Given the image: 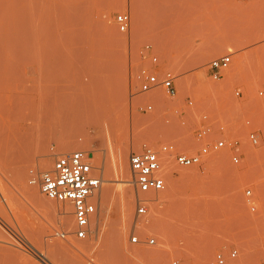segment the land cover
Instances as JSON below:
<instances>
[{
  "label": "rangeland",
  "instance_id": "374dc122",
  "mask_svg": "<svg viewBox=\"0 0 264 264\" xmlns=\"http://www.w3.org/2000/svg\"><path fill=\"white\" fill-rule=\"evenodd\" d=\"M79 7L85 13L92 11L93 19L84 27L93 29L88 31L91 39L74 45L84 49L80 55L68 53L44 71L38 61L39 44L32 39L61 21L55 39L71 44L66 41L74 37L64 32L75 28L68 27L66 19ZM122 13L131 16L126 32L115 22ZM228 54L232 56L230 67L220 80H213L209 63ZM153 55L159 59L157 66L152 63ZM0 58V244L9 249L4 264H64L51 246L54 241L70 248L79 246L67 249L66 254L81 264H198L233 248L241 255L234 264L264 258V144L254 148L246 140V117L257 109L258 92L264 89V0H0ZM18 63L20 70L7 73ZM110 64L121 71L118 78L126 80L124 99L109 115L81 118L84 131L78 140L84 148L70 151L86 152L92 175L102 181L92 234L77 239L73 205L49 199L38 183H30L66 154L61 149L63 132L55 120L32 112V108L42 89L52 88L55 95L67 89L70 93L87 80L88 71ZM155 68L172 74L176 97H170L163 87L140 93L142 71ZM237 90L241 97L236 96ZM150 103L154 111L140 110ZM207 128L212 139L239 141L243 163H232L229 148L189 169L167 155L172 159L167 164L173 178L164 172L165 190L148 195V213L138 216L133 175L130 170L131 183L120 177L119 152L128 150L129 168L130 154L146 147L160 150L165 144H174L197 152L212 140L198 136L199 130ZM47 155L52 165L43 172L39 162ZM19 168L25 174L23 181L19 173L23 182L15 178ZM106 178L111 181L103 182ZM108 187L113 191L109 200L104 199ZM32 189L55 202L56 210L40 207L31 197ZM122 189H127L126 196L133 201L130 218L123 211ZM249 189L252 198L245 195ZM66 211L74 221L71 232H66L62 220ZM155 221L160 223L156 224L158 230L151 229ZM134 236L139 243L132 242ZM150 238L156 239L155 245L145 243ZM206 248L210 249L208 255L202 254Z\"/></svg>",
  "mask_w": 264,
  "mask_h": 264
},
{
  "label": "built area",
  "instance_id": "2783aa9c",
  "mask_svg": "<svg viewBox=\"0 0 264 264\" xmlns=\"http://www.w3.org/2000/svg\"><path fill=\"white\" fill-rule=\"evenodd\" d=\"M115 22L119 30L126 32L131 24V16L127 13L118 14ZM149 48V47H148ZM152 63L157 66L159 59L156 55L151 57ZM232 63L230 54L213 59L209 63V70L213 80H220ZM142 84L140 93H148L163 87L170 97L178 94L174 77L170 72L160 73L155 69H144L140 75ZM237 97L242 96L241 90L235 93ZM259 102L257 109L250 116L246 117L248 128L246 140L254 148L264 144V89L258 92ZM192 106L193 102H188ZM140 110L147 112L154 111L153 104L140 106ZM207 136L212 139L211 129L199 130L198 136ZM224 148H229L231 161L234 165H241L245 159L240 151L239 141L229 140L226 137L212 139L209 144L197 152H188L179 149L174 144H165L160 150L146 147L141 152H132L129 157V164L133 175V184L137 191L136 204L137 215L145 216L148 213V195L160 193L166 188L164 175L167 157L171 155L175 163L185 169L197 167L210 157ZM93 167L88 154L84 151H75L60 155L56 158L51 170L41 173L39 177H34L30 183L39 184L42 193L51 200L59 203H71L74 209L76 222L75 236L77 239H87L92 234V222L97 214V198L101 189L102 181L92 175ZM245 195L252 198V190H247ZM254 211L255 207L252 205ZM58 235L66 238V234ZM133 243H139L137 236L132 238ZM147 245H155L156 239L150 238L145 242ZM264 250V242L262 244ZM241 255L237 248L228 252L216 253L213 258L198 264H234L240 261ZM173 264H179L174 261ZM242 264H264V258L244 261Z\"/></svg>",
  "mask_w": 264,
  "mask_h": 264
},
{
  "label": "bare ground",
  "instance_id": "6f19581e",
  "mask_svg": "<svg viewBox=\"0 0 264 264\" xmlns=\"http://www.w3.org/2000/svg\"><path fill=\"white\" fill-rule=\"evenodd\" d=\"M85 5H82V6H85ZM89 10H90V12H92L91 9H89ZM74 11L75 12L70 14L68 16V18L66 19V21H68V23H69V24H66V25H68V27H72V28H75V29L72 30V31L70 29H67L64 32L66 36H73L74 37V39L72 41H71V38H69L70 41H66V43L70 42L71 44H68V43L67 44H60L55 39L56 35L58 34V30H57L58 29V24H60L61 21H55L58 24L57 23H53L46 30L44 29V32L42 33L43 35H41L40 37L37 38L36 34H35L36 38L34 40L32 39V41H31V42L36 43V45H37V43L39 44L40 54H38V56H39V58H38L39 60L38 61H40V63H42L44 71L51 70L52 66H53V63L57 59L58 60L59 59H63V58L65 59L68 56V53L71 54V53H75L76 52L78 54V52H79V55H80V51H84V49L82 47H80L79 49H76L74 47V45L77 43V41H79L78 43H80V41H82L83 39L86 40L87 37L89 38L90 33H92L90 31H92L93 29H90V31H89V30H87L88 28H84V27H85V24L88 25V23L91 22V20L93 19V16L90 14V12L89 13H85L84 9H81L80 7L77 8V10L74 9ZM89 28H91V27L89 26ZM88 31L90 33H88ZM89 39H91V37ZM67 40H68V38H67ZM88 40H86L87 43H88ZM6 41H7V39H6ZM86 41H84L85 43H83V44H86ZM79 45H77V46H79ZM87 47H85V48L87 49ZM101 50H103V49H101ZM101 50H100V52H101ZM82 53L83 52H81V56H82ZM84 54H86V53H84ZM101 54L102 53H100V55ZM73 55H75V54H73ZM81 56H80V58H78V57L77 58L81 59ZM82 58H84V57H82ZM200 59H201V57H200ZM0 60H1V58H0ZM90 60L91 59H89V61ZM89 63H91V62H89ZM112 64H114V63H112ZM89 66H90V64H89ZM0 68H1V66H0ZM20 69H21V65L18 63L14 67H10L9 69H7V73H15L16 71H18ZM40 70H41V67H40ZM119 72L121 73V71H119L116 67H112V65L110 67L100 68L97 71L90 70V71H88L89 74L87 76V80L85 82H83L80 87L77 88V86H76L75 90H73V91L69 90L70 93L67 92L68 89H67V91L63 90L64 92H62V94H60V95H57V94L55 95L53 93L54 91L52 90V88H46V89H42L40 91L39 98L37 100V105H33L34 108H32V112L38 111V112H40V114L41 113H45L47 115V117L49 116V117H51V118H53L55 120V122L57 123L56 127H58L60 132L61 131L63 132V140L61 142V146H62L61 149L64 150L65 153H67L66 151L70 152L73 149L84 148V145L82 143H80V141L78 140L79 135L84 131V129H82L83 127H81V123H80L81 118H85V117H88V116L93 115V114L95 115V117L100 118V117H103L105 115L111 114L112 113L111 109L115 110L114 109L115 106H120L121 105L122 100L124 99V96H125L127 88H126V80H125L124 76L121 75L122 77L118 78V75L120 76ZM38 116L41 117V115H39V114H38ZM39 119H41L40 121H42V117L39 118ZM56 127H54V130H58V129H55ZM37 140L41 141L39 138H37ZM38 143H40V142H38ZM137 144L138 143H136L135 145L137 146ZM62 150H60V151H62ZM12 151L14 152L13 154H17V155L20 153L19 151H16V150H12ZM39 151H40V149H39ZM127 151H128L127 149H124V150H121L119 152L118 159L116 161V165H117V168L119 170L120 177H123L122 178L123 181L126 182V183L127 182L131 183V179H130V170H131V168H129V165H128V162H127V153H128ZM9 156H11V155H9ZM164 156L167 157V155H164ZM168 159L172 160L171 157L168 158ZM170 164H172V162ZM51 165H52V158H51L50 155H47L46 157L41 159L40 162H39V168L41 170H43V172L45 170H48V168H50ZM169 166L170 165L166 164L164 172L168 173V175L171 178H173V174L170 171L171 168ZM22 171H23V169H20V168H19V170L17 172L15 170V173H18V174H16L18 176L15 175L16 176L15 178H18L19 177V173H20V175H23L22 176V178H23L22 180L24 181V175L25 174L24 173L22 174L21 173ZM20 177H19V179H20ZM20 180H18V182H23L22 180L21 181ZM110 181H111L110 178H106V179L103 180V182H106V183H109ZM175 182H177V181L173 180V183H175ZM18 184H20V183H18ZM109 187H108V190H106V195H105L104 199H108L109 197H111V191L112 190H110ZM125 190L127 191V189H125ZM125 190L122 191V195L124 193V195H123V211H124V213L126 215V218H130L131 215L134 214V212H133V208H134L133 207V201L130 198H128V196H126L128 193L126 194ZM31 197L33 198V200L35 202H37L39 204L40 207L43 206L44 208L51 209L52 211H53V209L56 208L55 204H54L55 202L47 200L43 194H41L40 192H38L35 189L31 190ZM64 214L65 215L62 217V220H63V223H64L65 226L64 225L63 226L66 227V232H67V229H68V232L69 231L71 232L74 229V221L68 215H66L67 211ZM132 218H133V216H132ZM62 220H61V222H62ZM131 222H132V220H131ZM142 223H144V222H142ZM153 223H155V225H152L151 229L152 230L153 229L156 230V228L158 227L157 225H159L160 223H157L156 221L153 222ZM144 224L146 225L147 223H144ZM148 226H149V224H148ZM157 230H158V228H157ZM69 236H71V235H69ZM121 240H122V238H121ZM0 242H2V241L0 240ZM2 244L3 243L0 244V264H4L5 263V260L7 259L6 256H5V253L9 250L5 245H2ZM51 246L55 249L56 252H59L61 260H62V262H64V264H81V263L74 262L66 254L67 253V249L68 250L69 249L73 250V248L74 249H80L79 246L73 245V248H70L66 244H62L61 242L59 243L57 241L56 242L54 241L51 244ZM71 247H72V245H71ZM82 247H83V245H82ZM209 251H210V249L206 248V249H204L202 251V254H207L208 255ZM107 252H109V251L107 250ZM112 252H113V250H112ZM128 252L131 253L130 251H128ZM138 252H140V251H138ZM155 252H157V251H155ZM143 253L147 254L148 251L145 250ZM149 253L152 256V252L149 251ZM158 253H156V254H158ZM140 255H141V253H140ZM138 256H139V253H138ZM147 256H148V254H147ZM118 257H119V253H118ZM125 260H126V258H125ZM125 260H124V262H125ZM112 263L114 264V262H112Z\"/></svg>",
  "mask_w": 264,
  "mask_h": 264
}]
</instances>
